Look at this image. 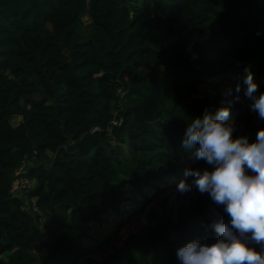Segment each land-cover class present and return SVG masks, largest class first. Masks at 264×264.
Returning a JSON list of instances; mask_svg holds the SVG:
<instances>
[{
	"label": "trees",
	"instance_id": "1",
	"mask_svg": "<svg viewBox=\"0 0 264 264\" xmlns=\"http://www.w3.org/2000/svg\"><path fill=\"white\" fill-rule=\"evenodd\" d=\"M134 1L0 0V264H180L228 220L198 190L174 217L154 198L203 162L182 146L192 118L229 107L235 129L246 68L264 92V0ZM228 75L239 93L196 96Z\"/></svg>",
	"mask_w": 264,
	"mask_h": 264
},
{
	"label": "clouds",
	"instance_id": "2",
	"mask_svg": "<svg viewBox=\"0 0 264 264\" xmlns=\"http://www.w3.org/2000/svg\"><path fill=\"white\" fill-rule=\"evenodd\" d=\"M245 72L244 95L249 108L264 119V92L256 95L253 75L247 68ZM240 90L237 84L235 92ZM232 91L228 88L225 96ZM234 131L229 107H220L214 114L205 110L202 117L187 123L183 148L191 150L198 145L195 158L212 170L185 168L176 190L184 194L194 186L199 193H207L215 205L222 206L228 220L207 226L215 233L214 242L205 237L178 247L175 254L180 264H264V129L257 131L254 142L247 136L233 138Z\"/></svg>",
	"mask_w": 264,
	"mask_h": 264
},
{
	"label": "rangeland",
	"instance_id": "3",
	"mask_svg": "<svg viewBox=\"0 0 264 264\" xmlns=\"http://www.w3.org/2000/svg\"><path fill=\"white\" fill-rule=\"evenodd\" d=\"M137 2V1H136ZM134 0H128L129 6L132 7L134 4H136ZM84 21L87 22V18L83 17ZM233 75H228L226 79L223 78H217L214 79L210 82H213L211 85H205L200 88V90L197 92L196 96H203L207 95L209 98L213 97L216 93L220 94L223 98L225 97V92L228 88H231L233 85H237L239 83L233 82ZM259 95V94H256ZM225 102V101H223ZM250 101L245 97L244 92L242 93L241 96V104H240V109L237 112V122H236V128H235V137L237 136H247L249 139V142H254L256 139V133L259 129H264L263 126H256V124L261 120L258 116V113L251 111L249 108ZM232 116H230L231 118ZM19 119V116H14L10 120V122L15 123ZM234 137V138H235ZM123 151L125 155L129 154V150L127 149L126 145L122 143ZM24 167V166H23ZM194 168L198 169H205L207 168L209 171L212 170V166L207 165L204 161L199 164L194 166ZM15 177L13 179V183L16 181ZM13 184V192L16 193L17 195H21V193H25V190L20 189L19 187H15ZM197 192V189L193 186L192 190L188 193L181 194L179 193L176 188L174 189H166L163 192L159 193L154 200H157L158 198H161L164 195H167V203H168V211L169 213L174 217L177 212L179 206H181V209L187 208L189 204V200L192 196H194ZM130 205H127L129 207ZM115 218L114 216H112ZM124 223L122 226L119 228L118 233L116 236H114L108 244L101 249L95 250L91 253V255L99 259L100 254H104L108 251H110L111 245H116L118 244L122 237L127 233L128 230L136 228L140 223L142 222V214H138L136 217H131L128 221L123 220ZM122 221V222H123ZM114 222V221H113ZM112 222V223H113ZM40 258L44 261V264H78L79 261L72 260L65 258L62 259V257L57 256L51 260L45 261V254L44 252H39Z\"/></svg>",
	"mask_w": 264,
	"mask_h": 264
},
{
	"label": "built area",
	"instance_id": "4",
	"mask_svg": "<svg viewBox=\"0 0 264 264\" xmlns=\"http://www.w3.org/2000/svg\"><path fill=\"white\" fill-rule=\"evenodd\" d=\"M21 171H24V169H23V165H21L19 168H18V170H17V172H21ZM33 180L32 179H28L27 177H25V176H22V175H20V176H17V178H16V181H15V183H11L10 184V188H9V190L12 192V193H14L13 192V184H14V186L15 187H19L20 189H22V190H25V191H27L31 186H32V184H33ZM14 187V188H15ZM34 198H30V207L32 208V209H34V210H36L37 209V207H36V205L34 204Z\"/></svg>",
	"mask_w": 264,
	"mask_h": 264
}]
</instances>
